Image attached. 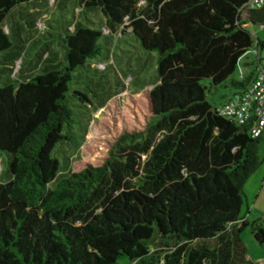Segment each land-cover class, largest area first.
I'll use <instances>...</instances> for the list:
<instances>
[{"label": "trees", "instance_id": "obj_1", "mask_svg": "<svg viewBox=\"0 0 264 264\" xmlns=\"http://www.w3.org/2000/svg\"><path fill=\"white\" fill-rule=\"evenodd\" d=\"M49 1L0 0V264H264L241 238L247 227L263 244L264 229L240 216L262 134L206 96L255 77L256 67L235 77L254 44L246 24L264 23L238 22L248 0H54L73 18L57 42L65 63L20 78L29 46L56 61L40 40L52 24L38 28ZM131 39L156 52V83L135 93L137 122L123 124L102 162L81 163L99 107L84 119L92 101L75 85L101 97L112 50Z\"/></svg>", "mask_w": 264, "mask_h": 264}, {"label": "rangeland", "instance_id": "obj_2", "mask_svg": "<svg viewBox=\"0 0 264 264\" xmlns=\"http://www.w3.org/2000/svg\"><path fill=\"white\" fill-rule=\"evenodd\" d=\"M61 6L64 5H59L56 1L50 0L47 5V14L44 15L38 23L39 29L46 28L47 21H50L52 24L51 27H48V32L52 35L47 34V39L41 37L40 40L43 41L42 46L47 44L50 48H52L54 54L51 55V58L56 59V61H45V58L40 56V54L43 53L40 47L35 49L32 46H29V55H25L23 57L26 63L23 68L24 70L30 69V63L32 61L36 62L37 65L35 68H32L31 73L28 75L23 74L21 76L22 78L42 73L45 65L57 64V68L64 65V57L62 56L63 50L57 45V42L60 37L65 35L64 28L69 21L73 20V18L70 13V6L68 5V8L63 10L60 9ZM23 7L26 8V6ZM75 12H77V10H75ZM13 17L18 22L23 21L20 16L17 15V12ZM246 28L252 33L254 44L249 49V52L244 54L241 57V60H239V64L237 65V69L235 71V77L237 78L239 77V70L243 74H246L255 68L257 60L255 55L251 52L253 48H258L257 38L264 43V23L248 22L246 24ZM117 44L118 45L115 48L113 47L114 50H112L113 54L111 57L113 58V62L110 63L111 67L106 71V75L112 82V85L111 87H109V85L105 87V93H100L101 97H96L92 92H90V88L94 87L90 83L75 85L78 88L81 87L88 91L89 97L92 101L90 110L83 116L84 119L88 118V114L94 111L96 107H99L94 114L95 121L91 123L85 136V143L82 146L81 163L99 164L102 162L109 141L121 131L123 124L131 127L137 122L134 112L137 109L135 105L138 102V95L135 93L145 88H151L157 80L155 61L151 56L156 55V52L150 54L149 52L142 50L132 39L127 41L118 40ZM102 51L104 52L105 49ZM260 56L261 60L264 61V46L261 48ZM20 64V61L16 62L15 70L20 67ZM104 66L105 64L103 63L98 64V67L100 68H103ZM120 82L123 84L121 85ZM200 83L208 86L209 80L202 79ZM107 88H109V91ZM116 92L118 93L116 96L113 98H111V96L109 97L110 93L113 95V93ZM232 92H234V90L231 87L218 88L217 90H213V93L207 92L206 96L211 103L216 104L223 101L227 96L231 95ZM106 98L107 100H105ZM109 101L111 104H108ZM143 103L144 102L141 104L138 103V105L144 107ZM76 129L80 136L83 131V127L81 125H76ZM258 153L262 158V162L257 170L246 180L243 186L244 200L240 209V216L245 217L248 221L259 219V222L264 229V186L261 193H259L262 177L264 175V132L258 146ZM1 158L3 160H0V168L5 170L7 165L5 155L3 153ZM79 165V163H75L74 168L77 169L81 167ZM241 238L245 243L249 258L258 262H263L264 243L259 244L256 242L247 227L241 231Z\"/></svg>", "mask_w": 264, "mask_h": 264}, {"label": "built area", "instance_id": "obj_3", "mask_svg": "<svg viewBox=\"0 0 264 264\" xmlns=\"http://www.w3.org/2000/svg\"><path fill=\"white\" fill-rule=\"evenodd\" d=\"M264 3V0H248L247 8H256ZM249 52L246 51L245 54ZM259 56L257 49L251 52ZM243 73L239 71V78ZM218 111L235 120L239 124L250 122V133L258 137L264 130V64L257 60L256 74L251 84L244 90L238 91L227 98L219 107Z\"/></svg>", "mask_w": 264, "mask_h": 264}, {"label": "crops", "instance_id": "obj_4", "mask_svg": "<svg viewBox=\"0 0 264 264\" xmlns=\"http://www.w3.org/2000/svg\"><path fill=\"white\" fill-rule=\"evenodd\" d=\"M38 7V6H37ZM42 10V16H41V19L43 18V16L44 15H46L47 13V7H45V8H42L41 9ZM50 13H51V11H50ZM40 19V20H41ZM48 22V21H47ZM253 49H256V48H253ZM49 50H52V48H50V46H49ZM257 51H258V54H259V56L261 55V49H259V46H258V48H257ZM25 56V55H24ZM44 58L46 57V54L43 56ZM261 57V56H260ZM239 60H241V58L239 59ZM17 61H20V67H22L21 69H22V71L18 74L19 75V77L20 78H22L21 76L23 75V74H25V75H28L29 73H31V71H32V69H27V70H24V58H20V59H18ZM261 64H264V61H259ZM24 64V65H23ZM35 64H36V62H31V67L32 68H35L36 66H35ZM256 66H257V64H256ZM255 66V67H256ZM20 67H19V69H20ZM240 71V70H239ZM26 78H28V77H24L23 79H26ZM232 95V94H231ZM231 95H229V96H227L225 99H227L228 97H230ZM224 99V100H225ZM223 100V101H224ZM222 102V101H221ZM264 132V131H263ZM263 134V133H262ZM263 186H264V175H263V177H262V182H261V186H260V188H259V193H261V191L263 190ZM263 197H264V194H263ZM263 200H264V198H263ZM253 261H255V260H253ZM264 261V260H263ZM255 262H258V261H255Z\"/></svg>", "mask_w": 264, "mask_h": 264}, {"label": "water", "instance_id": "obj_5", "mask_svg": "<svg viewBox=\"0 0 264 264\" xmlns=\"http://www.w3.org/2000/svg\"><path fill=\"white\" fill-rule=\"evenodd\" d=\"M246 19H254L264 22V3L253 9H241L238 12V22Z\"/></svg>", "mask_w": 264, "mask_h": 264}]
</instances>
